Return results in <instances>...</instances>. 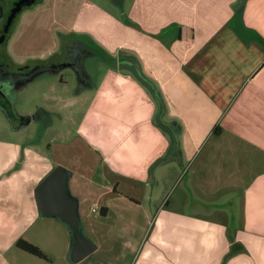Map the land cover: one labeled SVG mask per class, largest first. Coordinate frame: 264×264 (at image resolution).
Here are the masks:
<instances>
[{
    "label": "crops",
    "instance_id": "0c3cea01",
    "mask_svg": "<svg viewBox=\"0 0 264 264\" xmlns=\"http://www.w3.org/2000/svg\"><path fill=\"white\" fill-rule=\"evenodd\" d=\"M7 50L39 67L9 80L16 118L81 112L0 109V264H264V0H39ZM56 167L95 247L76 263L35 198Z\"/></svg>",
    "mask_w": 264,
    "mask_h": 264
},
{
    "label": "water",
    "instance_id": "95a60500",
    "mask_svg": "<svg viewBox=\"0 0 264 264\" xmlns=\"http://www.w3.org/2000/svg\"><path fill=\"white\" fill-rule=\"evenodd\" d=\"M34 2L35 0H20L14 5L6 18L0 42L8 33V28L16 14L23 8L30 7ZM64 175V170L60 167H56L37 186L35 198L38 209L42 215L56 217L68 227L72 239L70 260L76 263L90 255L95 247L92 242L85 237L80 227L76 202L68 194Z\"/></svg>",
    "mask_w": 264,
    "mask_h": 264
},
{
    "label": "flooded vegetation",
    "instance_id": "af4514ba",
    "mask_svg": "<svg viewBox=\"0 0 264 264\" xmlns=\"http://www.w3.org/2000/svg\"><path fill=\"white\" fill-rule=\"evenodd\" d=\"M20 0H0V9L2 11V14L0 16L1 18V23H0V39L1 36L3 34V27L6 23V18L8 17L11 9L14 7V5L16 3H18ZM39 0H35V2L27 8H23L18 14H16L15 18L13 19L10 27L8 28V33L6 34V36L3 38V40L0 42V109L4 112V114L7 116L10 124H14V125H18L21 126L23 124H25L28 121H34L35 116L34 114L31 115L28 118L25 119H18L14 116L13 110H12V106H11V102L8 100L7 97H5L4 95H6V88L8 86L9 80H11L12 78H18V77H22L24 73L26 72H31V71H35L38 68H36L35 64H33V62H29L25 65H16L13 62V58L10 56V54L8 53L7 50V43L8 40L18 22V19L21 15L22 12H24L27 9L32 8L33 6H35L36 4H38ZM67 56L70 57L66 51H62L60 49L58 54H52V56H50V58L48 59H67ZM31 70V71H30ZM3 104H8L10 106L12 115H13V122L10 120V118L8 117V115L6 114V111L3 108ZM15 120V121H14Z\"/></svg>",
    "mask_w": 264,
    "mask_h": 264
},
{
    "label": "rangeland",
    "instance_id": "374dc122",
    "mask_svg": "<svg viewBox=\"0 0 264 264\" xmlns=\"http://www.w3.org/2000/svg\"><path fill=\"white\" fill-rule=\"evenodd\" d=\"M1 14H2V11H1V9H0V16H1ZM0 23H1V18H0ZM20 41H21V38H17L16 39V41L15 42H17L18 43V45H19V43H20ZM81 52V51H80ZM80 54H82V55H80V57H79V59H78V57H75V58H73V59H78L79 60V62H80V69H82V62H83V58H82V56H83V53H80ZM67 59H72V58H70V57H68L67 56ZM84 59H87V57H85ZM94 60V59H93ZM95 62V61H94ZM96 64V63H95ZM69 72H67L66 73V71H64L63 73H62V76L64 77V78H68L69 79V76H67V74H68ZM80 78H81V81H80V84H82V85H85V87H92L93 86V84H94V80L93 79H91L90 81H86V80H84V79H82L83 77L82 76H80ZM86 82H89L90 84L89 85H87L86 86ZM72 85H74V83H71ZM82 87H84V86H82ZM75 88V87H74ZM29 98H35V96L32 94L31 96H29L28 97V99ZM38 100H39V98H37L36 99V101L38 102ZM28 103H29V101H28ZM76 107V106H75ZM68 111H70V109H65V110H62V111H59L58 113H61L60 114V116L61 117H64V116H66L67 115V112ZM73 112H72V114L68 117L69 118V120L66 122V124H64V125H62L61 124V122H60V119H58V114H50L49 112H45L44 111V109H42V108H40V107H37L36 108V110L35 111H33L32 113L34 114V116H35V121H37V123L39 122V120H40V117L41 116H44V119H42V121H44L45 123H46V119H47V122H53V123H55L57 120H59V124H56V125H58V127H59V131H61V132H66V130L67 131H69V132H72L73 130H74V127H75V124H76V122H77V120L79 119V117H80V112H81V110H80V108H74L73 110H72ZM31 116V115H30ZM75 119H76V122H74L75 121ZM1 121H3V123H4V121L5 120H3V118H1L0 117V124L2 123ZM73 125H74V127H73ZM1 127V126H0ZM57 127V128H58ZM35 129V127L34 126H31L29 129H28V135H29V133L31 132V131H33ZM3 134L4 135H6L7 133H0V137L1 136H3ZM8 135V134H7ZM34 135V134H33ZM71 135V134H70ZM70 137V136H69ZM85 225V224H84ZM82 226H83V224H82ZM113 226V224H111V221H107V223L102 227V231H103V233H105V232H107V230L110 228V227H112ZM85 227V226H84ZM150 229V228H149ZM148 229V230H149ZM109 243L106 241V245H105V247H109ZM89 260H91V258L89 259ZM88 260V261H89Z\"/></svg>",
    "mask_w": 264,
    "mask_h": 264
},
{
    "label": "trees",
    "instance_id": "16d2710c",
    "mask_svg": "<svg viewBox=\"0 0 264 264\" xmlns=\"http://www.w3.org/2000/svg\"><path fill=\"white\" fill-rule=\"evenodd\" d=\"M140 78V77H139ZM144 79L140 78V81L145 85V87L150 90L151 92L153 91L152 85L151 83L145 78ZM3 108L6 111V114L8 115V117L10 118V120L13 122V115L10 109V106L8 104H3ZM15 121V120H14ZM216 131V130H214ZM16 247L20 250H22L23 252L30 254L36 258L42 259V260H48V258L36 247H34L33 245L23 241V240H18L16 242Z\"/></svg>",
    "mask_w": 264,
    "mask_h": 264
},
{
    "label": "built area",
    "instance_id": "2783aa9c",
    "mask_svg": "<svg viewBox=\"0 0 264 264\" xmlns=\"http://www.w3.org/2000/svg\"><path fill=\"white\" fill-rule=\"evenodd\" d=\"M97 208H94V209H92V213H95V212H97Z\"/></svg>",
    "mask_w": 264,
    "mask_h": 264
}]
</instances>
